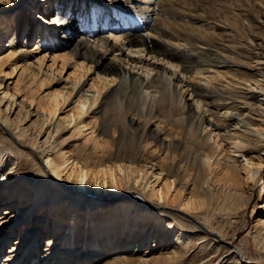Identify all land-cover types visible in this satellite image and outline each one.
<instances>
[{"label": "bare ground", "instance_id": "6f19581e", "mask_svg": "<svg viewBox=\"0 0 264 264\" xmlns=\"http://www.w3.org/2000/svg\"><path fill=\"white\" fill-rule=\"evenodd\" d=\"M11 1L20 6L21 13L29 0ZM47 1L41 0L44 11L49 8ZM55 1L59 7L53 8L50 21L56 25H47L44 19L37 33L42 32L36 34L45 50L38 43L33 48L27 45L30 36L20 37L18 15L14 23L17 40L14 42V34L10 37L9 51L2 53L0 65L22 63L28 68L35 64L39 72L47 55L53 64L60 60L61 68L73 58L74 78L70 83L77 98L66 123L73 121L78 133L87 129L88 132L80 143L73 145L71 154H67L69 151L61 142H49L47 137L45 142L49 145L44 156L49 175L30 151L17 144H34L35 140H28L25 131L16 129L18 124L13 125L0 109V130L8 129L14 136L13 139L0 135V200L6 206L0 210V225L11 218L25 224L34 214V221L25 231L27 239H31L50 223L48 235L42 237V264H65L69 260L85 264L88 255L93 264H198L202 259L199 264H264L252 259L243 263L244 253L237 244L228 246L227 256L220 259L219 242L212 241V213H206L224 210L234 214L244 209L249 199L248 188L239 186L235 176L242 168L244 178L250 181L263 165L264 156L259 152L264 151V126L260 128L254 123L252 111H259L264 120V97L259 98L254 92L258 89L264 95V45L249 41L252 26L246 22H251L252 4H226L208 13L207 6L198 0ZM257 1L264 9V1ZM182 17L194 24L180 22ZM140 21L151 36L137 30ZM7 23L0 24V39L1 27ZM107 25L110 29H106ZM254 62L257 67L251 65ZM92 67L96 74L91 84L94 89L84 88L81 79ZM112 83L113 87L101 93ZM60 97L61 90L48 94L49 116L55 113ZM11 103L8 100L6 108ZM218 137L227 140L225 152L220 149ZM208 139H212L210 146L206 144ZM152 142L164 152L161 158L149 157L148 145ZM246 145L252 149L238 153ZM234 151L238 157L231 154ZM26 159L43 175L36 185L31 183ZM211 160L225 168L223 175L229 182L218 183L216 189L210 180ZM148 170L154 178L143 182L142 190L147 195L154 194V182L160 178L165 179L166 191L173 183L182 190L187 181L191 182L184 205L204 207L200 219L196 218L200 224L175 217L165 220L160 211L125 193L113 203L97 207L104 201L103 195H96L97 189L115 192L118 181L121 184L123 180L119 172L128 179L137 173L136 182ZM63 172L66 182L72 181L76 186L72 191L56 186L52 175L60 177ZM159 192L162 195V190ZM81 199H86L82 208L78 205ZM16 205L20 213L10 210ZM152 221L156 224L154 244L162 240V230L167 229V238L175 224L179 225L174 232L175 245L167 250L162 248L159 253L149 247L142 249ZM141 222L145 227L140 231ZM72 223L76 225L72 226L73 236L65 234ZM86 226L90 227L85 234ZM184 227L202 231L182 238ZM253 228L254 241L264 250V215L256 217ZM21 242L27 240L15 242L1 264L11 263L19 253L13 250L24 247ZM70 242L76 248L69 246ZM166 242L164 239L163 243ZM83 243L89 247L86 251L79 250ZM57 246L66 255L70 251V259L60 254ZM102 255L106 260L96 263Z\"/></svg>", "mask_w": 264, "mask_h": 264}, {"label": "rangeland", "instance_id": "374dc122", "mask_svg": "<svg viewBox=\"0 0 264 264\" xmlns=\"http://www.w3.org/2000/svg\"><path fill=\"white\" fill-rule=\"evenodd\" d=\"M47 1V0H46ZM108 0H100V2H107ZM242 1H249V3L252 4L251 12V22L247 21L246 23L248 25L252 26V29H249V34L251 38L249 41L251 43L255 42H261V45H264V9L261 8L258 4L261 2H258L257 0H198L200 4L206 5L208 13H212L214 11V8L220 7L223 8L226 6V4H234L239 3ZM264 1V0H262ZM2 7H0V24H2L4 21L8 22L6 27H1L3 30V36L0 39V57L7 51H9V47L7 46L10 40V37L14 34V42L17 40L18 33H15V26L14 23L16 19H18V15L21 18L20 28L18 29L20 32V37H31L29 39L27 45H29L31 48L35 47L34 44L38 43V45L42 48L44 51V47L41 45V41L36 36L38 34V30L42 24H44V19H47V25L54 26L56 25L55 22L50 21V17L53 13V8L57 7L58 4L55 0H48L47 3L49 4V8L47 11L42 10L43 3L41 0H29L28 5L25 7V10L21 11L19 13V5L14 3L11 0H1ZM256 2V3H255ZM258 3V4H257ZM59 7V6H58ZM57 7V8H58ZM199 7V6H198ZM49 18V20H48ZM211 19V18H209ZM214 19H211V21ZM182 23H188V24H194V22H190V20L187 17H182L181 21ZM197 24V23H195ZM38 25V26H37ZM209 26H214L218 28L215 24L208 23ZM144 24H142V21L140 23H137V30L147 36H151L149 32H147L146 27H143ZM106 29H110V25H107ZM210 30H215L211 29ZM28 31L30 32L29 35L27 34ZM42 32V30H41ZM40 32V33H41ZM253 32V33H252ZM39 33V34H40ZM149 33V34H148ZM38 34V35H39ZM252 34V35H251ZM56 35L59 36V33L56 32ZM263 37V38H262ZM40 43V44H39ZM4 44L6 46L4 47ZM37 45V44H35ZM126 52H128L127 49H125ZM6 52V53H7ZM3 53V54H2ZM43 54V53H42ZM149 58V57H148ZM153 60V59H151ZM74 59L71 58L69 60V63H67L63 68H61L62 64L61 61L58 60L55 64L52 63L51 56L48 57V55L45 57L44 62L41 66L40 71L38 72V66L37 65H31V67L26 68L23 66L22 63H18L17 65H10V62L4 63L0 65V97H4L2 100H0V109L2 110V113H5L8 115L9 120L13 125L18 124V128L16 129H23L26 133V138L29 140L34 139V144H30L28 141L24 142L25 144H17L19 147L26 149L30 151L33 156L35 157L38 165L43 166L44 171L50 175V170L48 169L46 165V159H45V151L48 148L49 142H61L64 146V149L68 150L67 154H71L73 150V145L76 143H80V141L83 140L84 135L88 132L87 130H84L82 133H78L75 123L73 121H69L66 123L67 120L70 118V113H72V110L75 107L76 104V98L75 91L71 90V83L70 81L73 80V71H74ZM155 62L159 64H163V61H156ZM251 65H254L257 67V65L252 63ZM96 77V74L94 72V68L92 67L81 79V83L84 85V88H91V84L93 81V78ZM114 83H112L108 87H104L101 90V93L106 92L110 87H113ZM63 92V97H60V101L56 107V111L53 115L49 116V108L51 107L48 101V94L52 91H60ZM254 92L258 94L259 98H263L264 95L263 91L254 89ZM260 94V95H259ZM65 96V97H64ZM188 97V95H186ZM8 100H12V103L10 106L6 108V104ZM20 108V111H19ZM252 115L254 117V123L258 125L260 128H263L264 126V120L263 115L260 114L259 111H252ZM64 120V122L62 121ZM62 123H61V122ZM59 123V126L56 127V125ZM75 126V127H74ZM56 129V131H55ZM209 129V128H208ZM237 129H240L239 126H237ZM203 132H201V135ZM0 135H5L6 137H13L12 131H9L8 129H1ZM49 136V142H45L47 137ZM216 139V137L214 138ZM217 140L222 144L220 149H222L224 152L227 147V140L218 137ZM16 141V140H15ZM207 145L212 144V139L207 140ZM27 145V146H26ZM150 151L149 157H156V159L161 158L164 155V152L162 150H158V147L154 146L153 142L148 145ZM155 147V148H154ZM252 146L246 145L243 148H239V151H246L251 150ZM238 153L236 151L231 152V154H234L238 157ZM262 156H264V151L259 152ZM240 158V156H239ZM243 162V157L240 158ZM20 159H18L19 161ZM27 166L31 170V173L29 174L32 176V181L34 185L40 182V179L43 175L40 172H36L35 166H31V162L26 159ZM211 163V172H210V180L215 185L214 189L217 188L218 183L226 182L228 184V180L225 178V175H223V171L225 168L221 164H217L216 162L210 161ZM209 169V170H210ZM120 175H122L121 184L118 181L117 190L113 193H110L109 190L105 189H97L96 195L100 196L103 195L104 201H102L101 204H99L97 207H104L111 203H113L116 199H118L122 193H125L128 195V197H133L137 199L141 204L145 206H149L151 209H155L160 211L162 216L165 220H168L170 217L180 218L182 221L187 222L189 224H200V222H196V218L200 219L201 214L204 212V207H189L184 205L189 197V191L192 187V184L190 181H187V185L184 189L179 190L178 185L173 183L170 187L169 191H166V188L164 186L165 179L160 178L159 180L154 182V194L147 195L142 190V187L144 183H147V181L152 180L154 177L148 170L146 176L143 177L140 176L138 180L135 182V178H137L136 174H131L129 179L126 177L123 172H119ZM40 174V175H39ZM52 175V174H51ZM53 178L57 181L56 186H61L63 189H66L68 191H72L74 189V184H72V181L66 182V173L63 172L60 174V177H55L52 175ZM244 176H246V173L244 169H239V174L235 176L237 182L239 183V186L247 187V193L249 195V199L247 202V205L244 209H240L234 214H227L224 210H214V211H207L206 213H212V225L215 228H212L213 232H215V235H213V240L215 242H219L221 250H219L220 259L222 257H226L228 252L225 251L228 246L237 244L241 250L244 253V256L241 255V260L243 263L248 260H258L259 262L263 263V256H264V250L260 248L261 245L256 244L253 238V225L255 223V219L257 216H263L264 215V160L263 165L259 170V173L250 181L248 179H245ZM125 179H128V182L125 181ZM248 180V181H247ZM37 181V182H36ZM153 181V180H152ZM144 182V183H143ZM36 183V184H35ZM109 184V183H108ZM213 187V186H212ZM162 190V195H160L159 191ZM85 192H87L85 190ZM250 193V194H249ZM86 199H81L79 202L80 208H82V203ZM107 203V204H106ZM18 204V201L16 202ZM19 205V204H18ZM101 205V206H100ZM17 206V205H16ZM12 206L10 210H13V212H18V206L17 207ZM6 206L2 202V199L0 200V210L5 208ZM253 209V210H252ZM244 210V211H243ZM114 212V210H113ZM101 213V212H99ZM111 212H108L107 214L110 215ZM158 214V213H157ZM7 215V214H4ZM11 214H9L7 217H5L4 221H6L7 218H9ZM31 219L29 216L28 222L25 224L22 222H18L17 218H11L9 222H5L0 225V235L3 232V242L0 243V264L5 259V255L9 252L8 250L12 249L15 242L20 241H26V243L21 242V249L13 250L16 253L19 252L18 255H15V258L11 261L9 264H42L39 261H42V255L44 253L43 248L45 245L42 243L43 239L45 238L47 234V230L50 227V223L47 224L43 228V231L41 234L33 235V238L37 240L27 239L28 233L25 231L27 230L26 226H28L31 221H34V214H30ZM232 215V216H231ZM52 217L51 215L49 218ZM2 220H0L1 222ZM71 221V220H70ZM78 223V221H77ZM73 225H70V231H67L65 234L73 236L74 232L72 226H76L74 223ZM97 224V223H96ZM146 225V222L144 223ZM21 225V226H20ZM143 225V222H141L140 226ZM90 227V226H89ZM85 227V234L88 233V228ZM145 226H142L140 228V231ZM179 225L175 224V227H173L171 234L169 237L166 238L167 229H164L160 233L159 239H162L161 241H157V243L154 244L153 241V233L156 231V224H154V221L150 224L149 228V235L147 236L145 240V244L142 245V249L144 247H149V249H152V252L159 253L162 248H166V250L171 246L175 245V234L177 233ZM153 228V231H152ZM57 230V229H55ZM160 231V229H157ZM45 231V234H44ZM139 231V233H140ZM152 231V233H150ZM176 233L174 234V232ZM202 230H198V228L191 229L189 227H184V230L182 231V238L185 235H199ZM224 233V234H222ZM48 235V234H47ZM88 238H90V233L87 234ZM23 236L20 240L19 237ZM35 236V237H34ZM37 236V237H36ZM44 237V238H42ZM139 237V236H137ZM1 238V236H0ZM164 239H166V243H163ZM72 242V241H71ZM69 244L73 249L76 248L73 243ZM16 245V244H15ZM60 245V241L59 244ZM73 245V246H72ZM61 247L63 245H60ZM60 247V248H61ZM59 248V246H57ZM59 248V249H60ZM88 245L84 246V243L81 244L79 250L86 251L88 249ZM142 252V250H141ZM59 253L65 254L64 251H59ZM71 252L69 251L66 255L68 259H70ZM90 255H88L87 262L85 264H93L92 260H89ZM262 256V257H261ZM152 257L151 254H149V258ZM22 258H24L25 261H21ZM93 258V257H92ZM91 258V259H92ZM20 260V261H19ZM44 260V259H43ZM106 260V256L102 255L99 256L96 259V263H102ZM199 261L200 263L203 261ZM100 261V262H99ZM9 261H5L7 263ZM73 260H69L68 263L65 264H73ZM198 262V264H199ZM76 264H84V263H76ZM214 264H217V261L214 262Z\"/></svg>", "mask_w": 264, "mask_h": 264}]
</instances>
